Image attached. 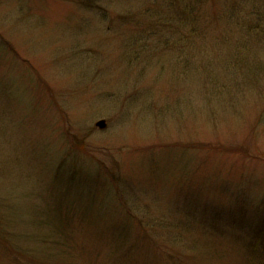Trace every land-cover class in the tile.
Returning <instances> with one entry per match:
<instances>
[{
  "label": "rangeland",
  "instance_id": "rangeland-1",
  "mask_svg": "<svg viewBox=\"0 0 264 264\" xmlns=\"http://www.w3.org/2000/svg\"><path fill=\"white\" fill-rule=\"evenodd\" d=\"M0 264H264V0H0Z\"/></svg>",
  "mask_w": 264,
  "mask_h": 264
},
{
  "label": "trees",
  "instance_id": "trees-1",
  "mask_svg": "<svg viewBox=\"0 0 264 264\" xmlns=\"http://www.w3.org/2000/svg\"><path fill=\"white\" fill-rule=\"evenodd\" d=\"M89 221H91V220H89ZM72 224H73V221L71 222V226H72ZM68 230H69V228H66V230H65V231H67V232H68Z\"/></svg>",
  "mask_w": 264,
  "mask_h": 264
},
{
  "label": "water",
  "instance_id": "water-1",
  "mask_svg": "<svg viewBox=\"0 0 264 264\" xmlns=\"http://www.w3.org/2000/svg\"><path fill=\"white\" fill-rule=\"evenodd\" d=\"M103 125H100V127H102Z\"/></svg>",
  "mask_w": 264,
  "mask_h": 264
}]
</instances>
